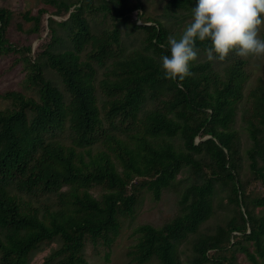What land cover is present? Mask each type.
<instances>
[{"label": "trees", "instance_id": "obj_1", "mask_svg": "<svg viewBox=\"0 0 264 264\" xmlns=\"http://www.w3.org/2000/svg\"><path fill=\"white\" fill-rule=\"evenodd\" d=\"M44 1L51 12L25 16L27 35L41 39L34 49L9 38L12 12L0 5V54H15L24 70V91L1 94L10 105L0 108V264H30L56 238L41 264H89L86 242L110 248L142 194L159 199L183 170L191 178L179 213L159 226L138 224L130 261L182 264L185 243L190 264H238V252L264 264V214L252 209L264 207V194L250 190L264 188V76L245 97L246 60L234 55L245 27L264 21L257 0L219 8L174 40L143 0ZM191 2L158 4L174 17ZM97 12L110 16L111 30L89 23ZM120 25L126 34L144 31L143 45L125 56ZM114 47L122 58L109 63ZM200 51L233 56L220 70ZM243 98L250 105L239 108ZM238 109L251 139L246 177L233 128ZM217 207L224 218L201 231Z\"/></svg>", "mask_w": 264, "mask_h": 264}, {"label": "rangeland", "instance_id": "obj_2", "mask_svg": "<svg viewBox=\"0 0 264 264\" xmlns=\"http://www.w3.org/2000/svg\"><path fill=\"white\" fill-rule=\"evenodd\" d=\"M146 8L145 12L157 19L164 22L168 29L169 39L174 40L184 37L186 34L193 31L198 27V23L202 22L207 16L211 15L213 11L222 8L226 5H231L238 0H192L191 7L188 10L182 9L174 13V17L164 16L161 11V4H158L159 0H143ZM0 5L8 8L12 12L11 23L9 25L8 34L9 38L16 43H27L31 41L32 49H34L40 42V38L34 34H28L25 32L30 26L31 21L25 18L26 15H33L37 13L40 7H44L51 12L53 6L45 3L44 0H0ZM256 10L262 13L264 16V0L256 1ZM46 14L45 16H48ZM176 16V17H175ZM90 24L100 25L105 30H111L114 26L113 20L109 15H103L102 12H97L94 15H88L87 17ZM93 26V27H94ZM99 28V27H98ZM100 29V28H99ZM120 40L121 46H124L123 56L130 53L133 49L140 48L143 44L141 39L143 38V30H135L131 32L123 25H120ZM246 33L241 35V42L237 44V54L246 60L245 68L248 72L247 80L244 83V95H248V91L256 84L257 78L264 76V40L263 30L264 21L256 23L253 27H245ZM45 34V33H44ZM28 36V37H27ZM116 46V45H114ZM115 55L113 59L108 60L109 63L112 60H117L122 57L119 56L117 51L119 48H115ZM200 59H209L213 65L222 69L225 64L230 61V57L233 54H227L228 59L225 60L221 56L213 54L209 51H200L197 54ZM105 68L98 69V77L101 78L108 70ZM52 77H58L51 70ZM24 78V70L20 62L16 60V55L9 52L0 54V108H4L10 105V100L1 96L8 90H20L24 91L22 84ZM60 83V81H58ZM99 91V90H98ZM106 98V95L102 91L98 92L99 102ZM250 99V98H249ZM246 98L239 102V108L244 105H250V100ZM148 107V104L146 105ZM233 128L237 131L239 138V145L241 151V163L243 166V176L246 177L248 169V160L244 153V149L249 146L251 139L249 132L246 129L245 122L241 119V110L238 109L236 114V120L233 124ZM199 139L196 138V141ZM188 172L183 170L177 175V184L175 188L164 190L159 199H154L152 194L144 192L142 194L141 203L137 206L136 212L133 218L125 219L122 222L120 232L108 248L104 245H94L92 241L88 240L85 246V256L89 264H133L131 258L128 255V251L137 240V233L134 231L138 224L150 223L155 226H159L164 222L170 220L176 214L179 213V198L183 187L189 182ZM250 190L253 196L263 195L264 188L255 183L250 185ZM100 192L99 188L93 190L94 194ZM215 203V202H214ZM253 212L256 215L264 214V207H253ZM226 208H216V212L210 216L201 226L200 230L204 232L212 231L217 223H220L224 218ZM58 246V240L53 239L49 243L43 244V248L40 251H36L30 264H41L44 256L49 253L52 247ZM189 244L180 245V257L182 264H190ZM236 261L238 264H251L246 256L238 252L236 255ZM149 264V263H145Z\"/></svg>", "mask_w": 264, "mask_h": 264}]
</instances>
